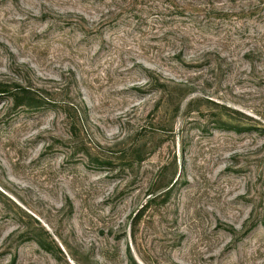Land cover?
Returning <instances> with one entry per match:
<instances>
[{"label": "rangeland", "instance_id": "rangeland-1", "mask_svg": "<svg viewBox=\"0 0 264 264\" xmlns=\"http://www.w3.org/2000/svg\"><path fill=\"white\" fill-rule=\"evenodd\" d=\"M3 90L0 264H264V0H0Z\"/></svg>", "mask_w": 264, "mask_h": 264}, {"label": "trees", "instance_id": "trees-1", "mask_svg": "<svg viewBox=\"0 0 264 264\" xmlns=\"http://www.w3.org/2000/svg\"><path fill=\"white\" fill-rule=\"evenodd\" d=\"M19 89L20 90L14 93L10 92V96L12 97L14 106L16 108H31L41 106L40 102L29 96V93L23 87L19 86ZM0 92H5V90Z\"/></svg>", "mask_w": 264, "mask_h": 264}]
</instances>
